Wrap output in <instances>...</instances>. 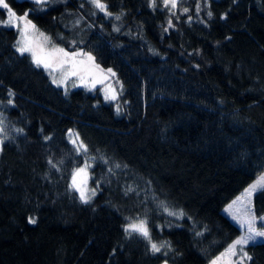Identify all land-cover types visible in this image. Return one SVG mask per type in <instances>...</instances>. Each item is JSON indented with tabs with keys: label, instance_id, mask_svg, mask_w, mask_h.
<instances>
[{
	"label": "trees",
	"instance_id": "1",
	"mask_svg": "<svg viewBox=\"0 0 264 264\" xmlns=\"http://www.w3.org/2000/svg\"><path fill=\"white\" fill-rule=\"evenodd\" d=\"M6 2L111 69L124 107L55 87L0 8V264H208L239 234L221 208L264 169V0H102L119 19L86 0ZM85 159L82 203L68 181ZM251 208L264 212V189ZM137 219L159 252L125 232ZM244 251L264 264V241Z\"/></svg>",
	"mask_w": 264,
	"mask_h": 264
},
{
	"label": "rangeland",
	"instance_id": "2",
	"mask_svg": "<svg viewBox=\"0 0 264 264\" xmlns=\"http://www.w3.org/2000/svg\"><path fill=\"white\" fill-rule=\"evenodd\" d=\"M34 2H37V0H31ZM46 0H39V2H45ZM91 6L94 7V9L100 14L102 15L105 19L107 18H115L116 15H107L105 14V12L100 11L99 9H97L91 2L90 0H86ZM150 5H153L152 0H150ZM158 3V5L160 7H165L163 0H155V4ZM166 8V7H165ZM4 12V19L1 21V25L7 28H12L15 32H16V41L14 43V49L17 53H19L16 49H17V41H22L25 39V35L27 36L28 41L31 43L32 47L34 48V50L37 51L38 54H43V53H49L52 51L53 48H61L59 46L54 45L50 39L45 36L44 34L41 35L42 33L40 31H38L36 28H32L30 26L27 25L26 20H20L18 23L16 20H13V22L11 24H6L5 22L8 20L9 18V14L8 11L6 9L1 8ZM169 11H172V9H170V6L168 8H166ZM17 18L21 17V16H17ZM45 37H47V40L45 41ZM41 48H43V53H41ZM63 49V48H62ZM68 53H82L81 56L75 57V60L77 61V70H78V75L77 76H72L70 77L68 80H66L62 85L57 86V84L53 83V76H55L57 79H59L61 77V73L59 70H57L55 73L52 72L51 69H45L43 66H40V68L42 69V71L47 75L49 81L55 86L60 88L63 92H66L70 89L73 88H81L86 92H96L98 93L101 101L103 103H107L110 104L113 110V113L116 116H119L122 113L124 104L120 103L118 101V91H119V83L116 79L115 76L111 75V73L108 72V68H101L99 67L94 61L93 59L88 60V56H90L88 53L82 51V50H74V51H66ZM21 54V53H20ZM24 54H26L29 59L33 62L32 60V55L30 52H25ZM86 54V55H83ZM80 61H83V63H79ZM66 69H70L69 65L65 66ZM81 77H83V80L81 79ZM116 96V99H111V98H106L107 97H111L112 95ZM72 135H70V132L67 131L66 132V139L69 141V143L74 147V149L76 150L77 145H79L80 143L78 142V140H76V136L74 135V133L71 131ZM72 140H76V144H73L71 141ZM77 152V150H76ZM82 152H84L83 150H81L80 152H77L79 155L83 156ZM88 163L90 165V161L88 159H85L83 161V163L78 167H83L85 165V163ZM75 168L72 170L71 175L69 177V181H68V189L72 192L75 193V195L77 196V198L79 199L80 202V193L78 191H76L71 185L73 183V173L75 172L76 169ZM89 168V167H88ZM88 168H87V180H88ZM261 177H264V169L262 170V172L257 175L255 177L254 180H252L247 186H245L236 196H234L229 202H227L222 208H221V214L228 219L238 230H239V234L221 251L219 252L215 257H213L208 264H212V262L214 260H216L217 257H221L222 253H225V251L228 249L229 245L232 244L236 239H238L240 236L244 235L245 233V229L241 228L240 223L238 222V219H234V216L237 218L243 217L246 213H249L251 215H253L252 213V208H251V201L250 204L246 203L243 200H238L239 197H242L245 189L249 188L252 184L256 183V181L258 179H260ZM84 177L83 175H79L77 176V183L80 184L81 180H83ZM87 180H86V184L83 185L84 191L86 196L88 197H92V192L88 189L87 187ZM262 189H258L257 191H260ZM255 191V192H257ZM254 192V193H255ZM253 193V194H254ZM252 194V196H253ZM251 196V199H252ZM90 200V199H89ZM88 200V201H89ZM236 201V203L234 204L233 202ZM84 203V202H82ZM232 206L231 209H229V206ZM259 217H264V212L259 216ZM259 217H257L256 221H255V225L257 230H261L264 231V221H261L259 219ZM139 221H143L142 219H137V220H131L129 221L124 227L123 229L125 230V228L129 225V224H133V223H138ZM135 233L139 236H141L142 238H144L141 234L137 233V232H132ZM149 246V249L151 250V244L149 243V240L144 238ZM264 241V237H257L255 239V241L249 242V244H254V243H258V242H263ZM152 242V241H151ZM154 243V242H152ZM246 246V245H245ZM152 251V250H151ZM153 252V251H152ZM243 256V253L241 252H237V254L235 256H225L222 257L220 259V261H218V264H233V262H239L241 260ZM160 264H165V263H160Z\"/></svg>",
	"mask_w": 264,
	"mask_h": 264
},
{
	"label": "snow or ice",
	"instance_id": "3",
	"mask_svg": "<svg viewBox=\"0 0 264 264\" xmlns=\"http://www.w3.org/2000/svg\"><path fill=\"white\" fill-rule=\"evenodd\" d=\"M39 2V0H37ZM90 2L100 11L105 12V14L110 15V13L107 12V6L102 2V0H90ZM153 6L155 5V0H152ZM164 6L168 8L170 6V9H175L177 7V0H163ZM199 7V6H198ZM0 8L6 9L9 14L8 20L5 22L6 24H11L13 20H16L17 23L20 20H25L27 13H25V16L23 17H16V14L12 11V9L9 7L6 0H0ZM185 12L188 11V9H184ZM209 16H211V13H209ZM116 19H119V16L116 17ZM27 25L35 28L34 25H31L30 21H26ZM169 26H171V21L169 20ZM43 35V34H41ZM45 41L47 40V37L44 38ZM17 51L21 53L22 55L25 52H30L32 55L33 63L37 66H43L46 70L51 69L53 73H55L57 70L60 71L61 77L57 79L55 76H53V83L57 84V86L62 85L66 80H68L72 76L78 75L77 70V61L75 60V57L81 56L82 53L76 52V53H68L65 52L62 48H53L51 52L49 53H43V48H41V53L38 54L36 50L32 47L31 43L28 41L27 36L25 35V39L22 41H17ZM86 55V54H83ZM92 57L88 56V60H91ZM79 63H83V61H80ZM66 65L70 66V69H66ZM111 75L115 76V73L112 72L111 69L108 70ZM83 80V77H81ZM9 95L11 96L12 93L9 92ZM111 99H116V96L113 94ZM9 103L11 104L12 101L9 100ZM0 124H2V121H0ZM3 127H0V132H3ZM17 131H23L22 129ZM70 135H72L71 130H69ZM47 139V137H46ZM79 138L77 137L76 140ZM76 140H72L71 142L73 144H76ZM0 143H2V140H0ZM77 152H80L81 150L87 151V148L83 143H80L77 145L76 148ZM90 167V165L86 162L83 167H80L75 170L73 173V183L72 187L80 193V199L82 202L87 203L90 197L86 196L83 185L86 184L87 180V168ZM116 167H120V165H116ZM111 171V169H110ZM83 175L84 179L81 180L80 184L77 183V176ZM258 189H264V177H261L256 181V183L252 184L249 188L245 189V192L242 197H239L238 200H243L246 203L250 204L251 196L252 194L257 191ZM131 190V189H129ZM92 195H95V191L92 192ZM234 204L236 201L233 202ZM231 205L229 206V209H231ZM169 215H175V213H169ZM234 219H238V222L241 225L242 229H245L244 235L240 236L238 239H236L232 244L229 245L228 249L225 251V253L221 254V257H217L216 260L212 262V264H218V261L222 257L225 256H235L237 252L243 253V256L239 262H233V264H243L244 259H251L250 256H248L247 252L244 251V246L249 244V242L255 241L257 237H264V231L257 230L255 221L257 217L254 215H251L249 213H246L243 217L237 218L234 216ZM261 221H264V217H259ZM35 218H29V223H35ZM125 232L131 234L132 232H137L141 234L144 238L149 240V243L151 244V250L155 252H159L161 250V247L164 245H157L156 243L151 242V237L149 235V231L145 225L144 221H139L138 223L129 224L125 228ZM199 234V233H198Z\"/></svg>",
	"mask_w": 264,
	"mask_h": 264
}]
</instances>
